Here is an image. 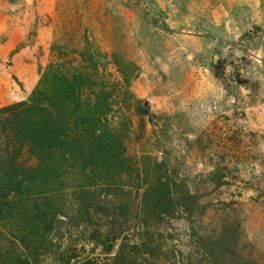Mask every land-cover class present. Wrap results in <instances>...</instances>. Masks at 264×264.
<instances>
[{
    "label": "rangeland",
    "instance_id": "rangeland-1",
    "mask_svg": "<svg viewBox=\"0 0 264 264\" xmlns=\"http://www.w3.org/2000/svg\"><path fill=\"white\" fill-rule=\"evenodd\" d=\"M56 69L112 94L110 121L129 129L139 170L164 164L197 195L194 232L214 238L239 224L240 259L264 264V0H0V110L25 108ZM21 119L0 113V167L18 149L20 165H36L7 138ZM179 216L161 230L165 242L204 264L187 214ZM85 233L65 227L41 264L72 254L73 264L104 262Z\"/></svg>",
    "mask_w": 264,
    "mask_h": 264
},
{
    "label": "trees",
    "instance_id": "trees-1",
    "mask_svg": "<svg viewBox=\"0 0 264 264\" xmlns=\"http://www.w3.org/2000/svg\"><path fill=\"white\" fill-rule=\"evenodd\" d=\"M51 71L21 105L25 108L0 110L25 117L7 128V138L28 147L36 160L33 167L20 165L18 149L0 167V226L8 232H0V264H41L56 253L55 239L63 237L65 227L83 228L105 257L75 264H202L199 256L197 262L184 261L163 238L165 223L182 214L204 264H251L236 252L239 224H224L221 234L204 239L194 232L199 201L187 184L178 185L164 164L146 162L139 170L128 154L129 129L110 121L112 94L93 91L83 74L69 80L61 69ZM136 221L135 238L130 231L137 230ZM76 258L68 255L60 264Z\"/></svg>",
    "mask_w": 264,
    "mask_h": 264
},
{
    "label": "crops",
    "instance_id": "crops-1",
    "mask_svg": "<svg viewBox=\"0 0 264 264\" xmlns=\"http://www.w3.org/2000/svg\"><path fill=\"white\" fill-rule=\"evenodd\" d=\"M43 4V2H41V5ZM39 6V9H41L43 11V14H45L46 10L43 6ZM42 17H46V15H43Z\"/></svg>",
    "mask_w": 264,
    "mask_h": 264
},
{
    "label": "water",
    "instance_id": "water-1",
    "mask_svg": "<svg viewBox=\"0 0 264 264\" xmlns=\"http://www.w3.org/2000/svg\"><path fill=\"white\" fill-rule=\"evenodd\" d=\"M217 64H218V58L215 57V65H217Z\"/></svg>",
    "mask_w": 264,
    "mask_h": 264
},
{
    "label": "built area",
    "instance_id": "built-area-1",
    "mask_svg": "<svg viewBox=\"0 0 264 264\" xmlns=\"http://www.w3.org/2000/svg\"><path fill=\"white\" fill-rule=\"evenodd\" d=\"M204 73L208 75L209 74L208 69H205Z\"/></svg>",
    "mask_w": 264,
    "mask_h": 264
}]
</instances>
